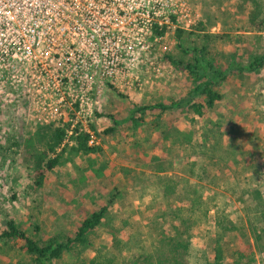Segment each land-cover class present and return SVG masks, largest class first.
<instances>
[{
  "label": "rangeland",
  "instance_id": "374dc122",
  "mask_svg": "<svg viewBox=\"0 0 264 264\" xmlns=\"http://www.w3.org/2000/svg\"><path fill=\"white\" fill-rule=\"evenodd\" d=\"M179 2L189 15L161 38L150 33L139 58L126 60L124 72L112 81L94 77L103 90L90 126L96 138L92 146L100 150L76 152L67 141L56 150L61 163L46 172L41 186L36 162L54 128L67 130L69 123L39 120L33 107L38 91L0 92V264H36L19 248L22 242L1 237L7 219L40 242L65 240L108 203L109 213L89 234L88 245H76L55 264L94 259L133 264L159 253V241L174 235L175 226L191 243L186 264H211L218 244L225 260L241 250L250 255L242 264H264V68L230 73L220 87L224 98L203 116L187 108L145 110L135 114L137 125L126 121L135 105L179 98L194 86L167 54L188 60L194 47L205 46L227 69L233 57L248 63L264 53V0ZM130 34L133 39L132 29ZM55 78L29 75L27 80L33 86ZM62 111L74 113L70 105ZM115 120L122 123L116 126ZM187 191H198L202 204L193 206L199 195ZM112 257L115 262L107 261Z\"/></svg>",
  "mask_w": 264,
  "mask_h": 264
},
{
  "label": "built area",
  "instance_id": "2783aa9c",
  "mask_svg": "<svg viewBox=\"0 0 264 264\" xmlns=\"http://www.w3.org/2000/svg\"><path fill=\"white\" fill-rule=\"evenodd\" d=\"M178 1L0 0V92L38 91L33 107L39 120L68 121L56 150L67 141L74 144L82 131L89 145L96 144L90 121L103 89L94 77L112 81L124 72L126 60L139 58L150 33L158 36V27H172L189 15ZM29 75L56 78L31 86ZM69 105L72 116L62 111Z\"/></svg>",
  "mask_w": 264,
  "mask_h": 264
},
{
  "label": "trees",
  "instance_id": "16d2710c",
  "mask_svg": "<svg viewBox=\"0 0 264 264\" xmlns=\"http://www.w3.org/2000/svg\"><path fill=\"white\" fill-rule=\"evenodd\" d=\"M169 29V25H163L155 30V34L163 37ZM177 32V38H180L182 30L177 29ZM165 58L174 66L183 68L188 78L194 83V86L185 96L179 98H171L167 101H161L150 105H135L133 114L126 119V121H131L133 124L137 125V121H139L140 118L136 117L135 114L144 112L145 110L166 111L187 108L191 109L196 115L203 116L207 109L212 108L216 102L224 98L220 87L228 80L230 73L238 72L241 74H252L264 68V53H261L254 55L248 63L238 62L236 58L233 57L228 68L223 69L217 65L216 58L212 56L205 46L201 48L194 47L188 60L179 59L169 54L165 55ZM121 123L122 121L115 120L116 126ZM114 129L115 127H111L107 132H112ZM65 134L66 129L64 127L57 126L54 128L47 143L46 152H43L44 155H41V158L35 165L37 186L42 185L47 171H51L61 163L62 154L56 153V147L63 142ZM88 139L89 134L82 131L80 135L73 137L74 144L70 146L76 152L81 153H90L100 150L99 146L89 145ZM48 152L56 154L54 157H51L46 155ZM192 194L196 195L198 191H187V196ZM202 198H204L202 195H199L198 198H194L196 201L193 206L195 204L201 205ZM109 210L110 203L93 211L81 221V224L77 227L75 236L68 237L65 240L51 237L40 242L38 239L30 236L25 230L21 229L20 225L13 218L7 219L6 226L1 232V237L6 240L14 241L17 245L18 242H22L19 248L33 256L36 264H55L56 260L61 258L64 252L72 251L76 245H88L89 234L97 230L101 223L104 222ZM173 228L175 230L174 235L168 236L167 238L162 237L159 241V253L155 251L152 255L144 256L142 260L134 259L133 264H186L185 256L189 253L191 248L190 240L185 235L186 231H180L177 226ZM249 256V254L240 250L238 251L237 258H228L225 260L222 249L218 244L216 254L211 264H242L246 261H250ZM153 258L157 260L154 262ZM107 261L115 262L116 259L112 257L108 258ZM99 263L101 262L96 259L89 263L83 262V264Z\"/></svg>",
  "mask_w": 264,
  "mask_h": 264
}]
</instances>
